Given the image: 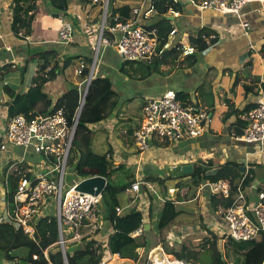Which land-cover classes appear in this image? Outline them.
I'll list each match as a JSON object with an SVG mask.
<instances>
[{
    "label": "crops",
    "instance_id": "crops-1",
    "mask_svg": "<svg viewBox=\"0 0 264 264\" xmlns=\"http://www.w3.org/2000/svg\"><path fill=\"white\" fill-rule=\"evenodd\" d=\"M54 1L36 0L31 32L29 35L18 38L10 27L11 0H0V28L3 33V40L0 42V132L8 121L4 103L9 100V96L4 91V85L19 93L28 90L38 70L37 51L56 49L58 55L90 57L94 53L93 43L98 38V27L102 15L99 14L101 0L87 3H81L80 0H69L66 12L75 27L74 40L71 42L58 39V30L65 17L56 16L51 11ZM114 1L117 12L115 16L128 19L132 16L131 7L151 0ZM178 2L181 6L180 10H176L178 14L176 16L167 14L171 23L177 28L175 37L189 42L190 36H195L201 31L202 38L206 42L213 39L212 35H214L215 43L210 44L201 53H196L194 59L181 56L175 61L170 62L169 60L160 66V72H154L143 79H137L135 77L137 73L132 70L127 74L121 72L119 68L113 69L109 61L112 46L102 45L97 61L98 68L96 67L94 74V76L111 78L112 86L118 94V101L124 100L131 105L133 98L140 96L142 98L141 109L148 98L160 96L167 90H173L176 93L189 95L191 100H195L197 104L211 111L208 129L197 138L183 139L177 143L152 141L148 152L139 153L134 146L132 153L118 149V156L117 153L112 156L115 163L123 167L134 164L135 169L130 176L134 181L142 180L138 192H130L128 190L130 187L124 192L128 200L120 208L122 212L136 205L142 212L143 224L149 225L143 234L151 242L155 237L154 214L158 213L161 207L162 192L157 188L155 181H145V177L153 179H161L169 175L177 177L182 172L181 168L184 164H191L193 167L197 162L209 163L213 170L223 163L234 161L240 165L245 175L252 177L251 183L244 187L248 200L253 199L257 190L264 188V141L244 143L231 137L232 131L244 125L246 112L254 107L261 93L264 94V6L258 2H249L242 7L239 16H236L223 14L216 9H201L189 3L188 0H178ZM157 18L155 14L149 16L145 21L146 27L153 25ZM241 21H248L250 28L243 30L240 25ZM107 23H109L108 20ZM106 35L110 36L109 33ZM192 60L194 62L188 64ZM130 63L133 66L136 64L135 62ZM68 88V82L61 73L44 85L45 92L53 100ZM118 108L117 106L115 111ZM234 110H241V113H236ZM229 111H231L230 114L226 116L225 114ZM115 116L114 112L98 124L113 127L126 122L127 126L122 129V133L127 132L129 138L124 135L123 139L126 145H134L129 128L133 129L135 125H138L141 117L137 123H133L129 115L123 118ZM95 127L97 124L93 126V130ZM21 155H25L26 159L33 162L39 161L40 158L30 150L24 152L23 149L10 147L8 154L0 155V171L5 166L4 161L9 157ZM32 156L36 158L30 159ZM183 183H190L194 187L190 189L187 186L180 187L171 197L164 190L166 197H178L174 202L178 215L174 222L162 231L165 241L169 243L167 239L169 236L173 245L189 246L191 251L199 253L205 251L212 241H216L217 249L222 253L223 260L228 264H243L244 259L242 260L241 255H245V251H236L232 244L220 234L218 227L223 221L222 215L218 208L212 206L209 192L205 188L197 190L196 185L189 178L183 180ZM144 185L155 193L157 199V207L151 217L149 216L151 200ZM95 217L99 229L91 233L88 232L87 227L83 226L81 232L85 233L84 239L93 238L106 248L113 227L103 219V209L97 208ZM141 232L142 230L139 229L133 235L140 236L143 241L144 236ZM201 240L204 244L199 247L197 245ZM67 247L68 250H72L75 246ZM157 247L162 246L158 244L155 248ZM152 250L153 248L148 252ZM15 252L16 258H19L25 257L27 250L23 248ZM104 254L110 255L107 250ZM114 255L119 259H126L120 258L117 254ZM179 262L192 264L184 260H179ZM0 263L13 264L14 261H7L1 257ZM263 263L264 261L261 264ZM196 264L199 263L196 262Z\"/></svg>",
    "mask_w": 264,
    "mask_h": 264
},
{
    "label": "built area",
    "instance_id": "built-area-1",
    "mask_svg": "<svg viewBox=\"0 0 264 264\" xmlns=\"http://www.w3.org/2000/svg\"><path fill=\"white\" fill-rule=\"evenodd\" d=\"M174 1L179 3L178 0ZM188 2L201 9H216L223 14L236 16H239L242 7L249 2H258L264 6V0H188ZM107 6L108 0H101L102 15L98 27V38L93 43L94 53L90 71L85 84L79 91V106L73 117V123L69 124L65 112L58 109L53 113L36 115L30 119L23 114L15 115L7 121L0 132V155L8 154L10 147H17L24 152L30 150L33 154L40 156L37 162L26 159L25 155L9 157L4 161L5 166L0 171V177L3 179L0 180V205L2 206L0 221L8 222L15 229H21L28 236L33 237L34 222L39 218L50 216L54 208L58 231V238L54 244L59 246L64 261H66L67 243L82 240L85 237V233L80 230L81 227H87L88 232L91 233L99 229L95 208L100 202L101 195L76 190L75 186L82 178H78L66 191H63V178L71 159V144L78 116L90 80L94 77L102 45L112 46L123 60L133 63L138 60H148L171 49L180 50V57L195 52L192 44L183 38L175 37L177 28L174 24L168 34V40L160 46L157 30L146 28L145 21L151 13L155 12L151 1H143L131 7L132 16L128 19L119 20L114 16L112 23H107L106 20L109 15ZM167 14L176 16L178 13L169 8ZM240 25L243 30L250 28L248 21H241ZM107 33L110 36H107ZM74 36L75 27L72 21L64 18L58 30V39L71 42ZM214 37L212 35V38ZM2 40L3 33L0 28V42ZM142 111L139 126L131 136L139 153L148 152L152 141L177 143L183 139L197 138L208 129L211 118V112L207 108L200 106L195 100L183 103L173 90L148 98L142 106ZM244 120V125L232 131L231 137L244 143L264 141L263 93L257 98L254 107L246 112ZM76 161L75 158L72 164L75 165ZM10 175L18 177L11 201L6 198ZM141 181L140 179L134 181L128 190L138 192ZM188 184L190 183L184 185L189 189L194 187ZM195 187L197 190L205 188L210 195L223 198L231 195V184L227 179L206 181ZM178 190V187H168L167 193L171 197ZM218 209L223 219L218 229L223 238L240 242L259 240L261 234H264V188L257 190L253 199L248 200L244 188L239 186L231 204L226 208L219 206ZM116 212H121V208L116 207ZM70 228L71 230L68 231ZM139 229L142 230V228ZM167 239L169 244H172L169 236ZM48 249L47 247L42 250L44 257H47ZM26 250L25 256L28 257L29 249ZM30 258L35 260L38 255L30 253ZM178 263L181 262L178 260Z\"/></svg>",
    "mask_w": 264,
    "mask_h": 264
},
{
    "label": "trees",
    "instance_id": "trees-1",
    "mask_svg": "<svg viewBox=\"0 0 264 264\" xmlns=\"http://www.w3.org/2000/svg\"><path fill=\"white\" fill-rule=\"evenodd\" d=\"M92 0H80L81 3L91 2ZM113 1L111 11L106 19L109 23L113 22V17L116 15L115 1ZM69 0H55L51 9L58 16L68 18L66 12ZM155 9L154 13L158 16L154 20V24L148 28H155L159 35L160 46L168 40V34L173 27L170 18L166 15L169 8L180 10L181 6L174 0H151ZM12 3V20L10 23L13 34L18 37H24L31 32V25L34 19L36 10V0H11ZM63 13V14H61ZM99 14H102L100 9ZM150 15V16H151ZM68 16V17H66ZM63 17V18H64ZM71 20V18L69 17ZM119 20H124L118 17ZM74 25V24H73ZM147 28V27H146ZM147 28V29H148ZM204 31V30H203ZM22 32V34L20 33ZM198 32L195 36L189 37V43L195 48L194 54L187 55L193 58L196 53H201L210 44L216 42V38L206 42L202 38V34ZM180 50L171 49L157 54L148 60H138L133 66L129 61L123 60L119 70L123 73H129L125 65H129L130 69L137 73V79H143L154 72H160V66L167 62H172L180 57ZM38 55V70L32 79V85L27 91L19 93L12 90L9 86L4 85V91L9 96V100L5 101L7 120L15 115L23 114L27 118L35 117L36 115H46L53 113L58 109H62L69 124L73 123V117L79 106V91L85 84L90 71L92 57L79 55H58L56 49L37 51ZM144 61V62H141ZM190 61L188 64H192ZM146 63V64H143ZM61 73L68 82L69 88L59 97L53 100L44 90L46 82L55 79ZM181 101L190 103L189 95L176 93ZM182 101V102H183ZM146 102V101H145ZM144 102V104H145ZM184 103V102H183ZM143 104V105H144ZM186 104V103H185ZM118 106V94L112 86V81L109 76H94L88 85L84 103L81 107L78 120L75 127V133L72 139V148L76 151V157H71V162L76 158V164L73 165L76 174L79 178H85L93 175H101L106 178V185L101 193L100 200L103 204V219L107 220L113 227V232L107 241V247H103L100 242L95 239H82L81 246L72 250H65L66 261H64L62 253L57 244H54L58 238L57 223L54 216L39 218L34 222L33 237L28 236L21 229H15L11 224L5 221H0V258L7 255V251H11L12 256H8L9 260L14 261L13 264H101V260L107 250L111 255L117 254L120 258L134 260V264H139L143 255H147L148 251L160 244L165 253L173 255L177 260L191 261V257H196L198 252L181 246L175 250L169 248L165 244V239L162 231L167 229L175 220L178 212L175 209L174 201L178 197L170 199L166 197L167 188L166 181L173 179L172 187L185 186L183 180L189 178L194 185H200L206 181H217L227 179L231 184V195L228 198H223L217 195H210V202L214 208L219 206L226 208L231 204V201L237 191V188L247 187L252 180L251 175L244 174L241 167L234 161L223 163L213 170L209 163L197 162L193 165L190 173H180L177 177L166 176L161 179H153L145 177V181H155L157 188L162 192L161 207L158 211L159 218L157 221V232L154 233L156 238L155 243L147 239L143 234V215L136 205L127 208L126 210L117 213L116 207H121L118 200V194L125 192L133 183V177L127 183L119 185L109 182L108 176L116 170L123 168V165L115 163L111 151L104 154H98L90 148V138L94 131L93 126L109 117ZM209 112L210 109H208ZM231 111L225 115L228 116ZM241 113V110L235 111ZM140 123V122H139ZM135 125L133 129L129 128V133L139 126ZM1 142V138H0ZM115 164H118L115 166ZM18 177L10 175L8 178V189L6 198L11 201L12 195L16 189ZM145 190L149 194L151 200L149 205V216L151 217L154 209L157 207V199L155 193L144 185ZM96 211V208H95ZM99 212V210L97 211ZM142 228L141 234L144 236V241H141L140 236H132V234ZM82 231V227L80 228ZM143 238V237H142ZM236 251H245L246 260L243 264H261L264 254L259 256L254 248L264 246V234H261L259 240L248 241H232L228 240ZM48 249L47 257H44L42 250ZM29 249L28 257L16 258V252L19 249ZM139 248L141 250L139 251ZM205 250L210 251V262L208 264H228L224 262L222 253L217 249L216 241H212L210 246ZM30 253H35L38 258L33 260L30 258ZM258 253V254H256ZM249 259L251 262H249ZM123 260V259H122ZM195 262V261H194ZM1 264V263H0Z\"/></svg>",
    "mask_w": 264,
    "mask_h": 264
},
{
    "label": "rangeland",
    "instance_id": "rangeland-1",
    "mask_svg": "<svg viewBox=\"0 0 264 264\" xmlns=\"http://www.w3.org/2000/svg\"><path fill=\"white\" fill-rule=\"evenodd\" d=\"M50 11V10H49ZM53 11V10H51ZM111 49V53L109 54V61H110V65L112 66L113 69H118L120 68V66L123 63V59L121 58V56L115 51V49L113 47H110ZM93 58V55H92ZM144 62V61H141ZM146 64V63H143ZM126 69L130 72V67L129 65H125ZM98 68V65H97ZM190 98V96H188V99ZM181 100V99H180ZM183 101V100H182ZM184 103H187L185 101H183ZM118 109L117 111L114 110L116 116H118V118H123L126 116H130L131 120L133 123H137L140 119V117L142 116V109L140 108L141 103H142V98L140 96H135L133 98V101L131 103V105L124 100H120L118 101ZM143 106V105H142ZM113 112V113H114ZM44 115V114H42ZM114 116V115H113ZM115 116V117H116ZM4 125V123H3ZM127 126L126 122H122L117 124V126H113V127H105L101 124H97V127H95V129L93 130L94 133L92 135V137L90 138V148L93 152L98 153V154H104L106 152H110L111 154H113L112 156H115L117 153L118 156V151H123L126 150V152H133L134 150V145L133 144H125L126 142L124 141L123 137H128L127 132H125V134L122 133V129H125V127ZM125 135V136H124ZM182 141V140H181ZM119 149V150H118ZM115 150V151H114ZM76 151L74 148H71L70 151V157H76ZM35 156H38V154H34ZM35 156L30 157V159L36 158ZM120 160V159H119ZM129 168V169H128ZM135 169V165L134 164H130V165H126L125 167H123V169L120 170H116L113 171L109 176H108V180L109 182L115 183V184H125L129 181L130 179V173H132ZM128 170V171H126ZM79 178V176L76 174V171L73 168V164L71 162V159H69V162L67 164L65 173H64V186H63V191H66L71 185L72 183H74L75 181H77ZM0 180H3L2 177H0ZM174 185V181L173 179L167 180L166 181V186H173ZM118 200L121 203V205H125L127 202V196L124 192H121L118 194ZM2 206L0 205V211H1ZM98 209H102L103 208V204L100 200V202L98 203L96 210ZM126 210V209H124ZM123 210V211H124ZM50 216H54L55 217V209L52 208V211L50 212ZM159 218V214L156 212L154 214V223H153V229L155 230V232H157V221ZM156 222V223H155ZM70 229H68V231H70ZM66 232V231H65ZM155 238V237H154ZM153 240V243H155L156 238ZM142 241V239H140ZM144 241V239H143ZM102 244V243H101ZM165 244L168 245L169 248H173L175 250L179 249V246H175L173 244H169L168 241H165ZM203 241L201 240L200 242H198L199 247H201L203 245ZM67 246L73 247L75 246V248L80 247L81 246V240H77V241H71L69 243H67ZM158 246V245H157ZM186 248L189 249V246H185ZM68 248V247H67ZM155 248V247H154ZM153 248V249H154ZM257 250L259 252V256L264 254V246H259L258 248H254L253 251ZM160 253H162L164 251L163 250H158ZM204 251V250H203ZM201 251V253H197L196 257H191V263L192 264H196V262H198L199 264H208L210 262V251L208 252L207 250H205L204 252ZM165 253V251H164ZM246 253V252H245ZM169 258H174L175 257L170 254L165 253ZM258 254V253H256ZM7 255L8 256H12L11 251H7ZM7 255H5L4 257H2V259L9 261V258L7 257ZM151 251L147 253V255H143L142 256V260L140 261L139 264H154V259H152L153 257L151 256ZM110 255H103V258L101 260L102 264H134V260L131 259H123L122 261H113L112 258L108 259ZM247 255H241V258L243 261L246 260ZM264 258V257H263ZM195 261V262H194ZM264 261V260H262ZM122 262V263H120ZM175 262H178L175 260ZM224 262H226L224 260ZM249 262H251V260L249 259ZM264 264V263H263Z\"/></svg>",
    "mask_w": 264,
    "mask_h": 264
},
{
    "label": "water",
    "instance_id": "water-1",
    "mask_svg": "<svg viewBox=\"0 0 264 264\" xmlns=\"http://www.w3.org/2000/svg\"><path fill=\"white\" fill-rule=\"evenodd\" d=\"M112 8V1L108 0V6H107V12L110 13ZM192 165L191 164H184L182 166V173L188 174L192 171ZM106 185V178L101 175H93V176H88L85 178L80 179L76 186L75 189L82 191V192H88L94 195H101L104 187ZM148 224H143V229L146 230ZM183 264V263H179Z\"/></svg>",
    "mask_w": 264,
    "mask_h": 264
},
{
    "label": "bare ground",
    "instance_id": "bare-ground-1",
    "mask_svg": "<svg viewBox=\"0 0 264 264\" xmlns=\"http://www.w3.org/2000/svg\"><path fill=\"white\" fill-rule=\"evenodd\" d=\"M160 247H157V248H154L152 251H151V256L153 257L152 259H154V264H179V263H176L175 262V259L174 258H169L164 252L160 253L158 250H159ZM115 262H117L118 260L119 261H122V259H119L117 256L115 255H111L108 257V259H111ZM120 262V263H122Z\"/></svg>",
    "mask_w": 264,
    "mask_h": 264
}]
</instances>
